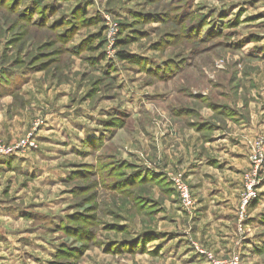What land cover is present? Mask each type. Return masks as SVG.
<instances>
[{"label": "rangeland", "instance_id": "rangeland-1", "mask_svg": "<svg viewBox=\"0 0 264 264\" xmlns=\"http://www.w3.org/2000/svg\"><path fill=\"white\" fill-rule=\"evenodd\" d=\"M202 109L262 131L226 261L165 162L173 114ZM258 151L264 0H0V264H264L262 168L243 206Z\"/></svg>", "mask_w": 264, "mask_h": 264}, {"label": "crops", "instance_id": "crops-1", "mask_svg": "<svg viewBox=\"0 0 264 264\" xmlns=\"http://www.w3.org/2000/svg\"><path fill=\"white\" fill-rule=\"evenodd\" d=\"M214 114L205 109L182 112L177 116L173 114L174 123L186 118L188 125L183 133L185 141L180 140L179 158L174 154V132L170 128L172 131L166 137L165 162L166 167L170 168L179 161L181 169L188 173L193 193L199 201L198 215L191 228L192 235L211 247L219 260L226 261L234 254L235 210L242 190L243 172L249 166L248 141L262 131L254 130L245 116H234L232 119L230 115L219 114L217 117L222 121L216 122ZM222 123L224 127H220ZM182 128L183 125L177 130L179 134ZM167 190L164 189L165 192ZM170 207L177 213L176 203H168V209ZM194 256L187 258L188 255H185L182 261L187 258L188 264H207L200 262L199 256Z\"/></svg>", "mask_w": 264, "mask_h": 264}, {"label": "built area", "instance_id": "built-area-1", "mask_svg": "<svg viewBox=\"0 0 264 264\" xmlns=\"http://www.w3.org/2000/svg\"><path fill=\"white\" fill-rule=\"evenodd\" d=\"M254 159L253 161L255 164V171L245 176L247 193L243 203L244 207L255 196V192L254 193L252 192V188L254 185H256L257 170L259 168H262L264 170V152L263 151L256 152V154L254 155ZM175 186L179 191L183 208L190 211L194 204L191 188L188 185H186L182 180H175ZM230 264H240L239 258L238 257L233 258Z\"/></svg>", "mask_w": 264, "mask_h": 264}, {"label": "trees", "instance_id": "trees-1", "mask_svg": "<svg viewBox=\"0 0 264 264\" xmlns=\"http://www.w3.org/2000/svg\"><path fill=\"white\" fill-rule=\"evenodd\" d=\"M121 56H122L124 59H128V57H127L126 54H121Z\"/></svg>", "mask_w": 264, "mask_h": 264}]
</instances>
